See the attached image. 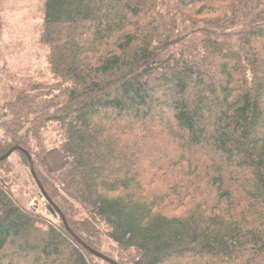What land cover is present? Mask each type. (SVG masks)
<instances>
[{
  "label": "trees",
  "instance_id": "16d2710c",
  "mask_svg": "<svg viewBox=\"0 0 264 264\" xmlns=\"http://www.w3.org/2000/svg\"><path fill=\"white\" fill-rule=\"evenodd\" d=\"M40 9L48 74L13 76L0 157L27 151L71 230L118 264H264V0ZM52 139L67 161L42 177ZM47 216L1 162L0 264H107Z\"/></svg>",
  "mask_w": 264,
  "mask_h": 264
},
{
  "label": "rangeland",
  "instance_id": "374dc122",
  "mask_svg": "<svg viewBox=\"0 0 264 264\" xmlns=\"http://www.w3.org/2000/svg\"><path fill=\"white\" fill-rule=\"evenodd\" d=\"M40 5L41 0H0V99L12 85L13 76L20 80L29 75L35 78L48 74L46 49L39 42L42 24ZM54 140L48 143L44 165L39 163L37 166L42 177L61 169L67 161ZM8 160L14 168L15 189L21 200L45 216L49 215L44 199L39 198L40 190L32 178L28 162L19 154ZM47 217L55 218L51 214ZM109 246L111 248L106 252L117 256L114 246L110 243Z\"/></svg>",
  "mask_w": 264,
  "mask_h": 264
},
{
  "label": "water",
  "instance_id": "95a60500",
  "mask_svg": "<svg viewBox=\"0 0 264 264\" xmlns=\"http://www.w3.org/2000/svg\"><path fill=\"white\" fill-rule=\"evenodd\" d=\"M16 152H21L25 155V157L28 160L29 166H30V173L32 175V178L34 179L35 183L37 184L40 194L39 198L44 199L47 210L53 217H59L67 232L83 247L85 248L90 254H92L97 259L107 263V264H118L116 261L112 260L111 258L105 256L104 254L90 248L88 245H86L70 228L68 221L64 214L61 212V210L58 208V206L51 200V198L46 193L44 187L42 186L40 180L38 179L36 172H35V165L34 161L31 157V155L25 151L23 148L19 146L12 147L5 155L0 157V163L7 161L9 158H11Z\"/></svg>",
  "mask_w": 264,
  "mask_h": 264
}]
</instances>
